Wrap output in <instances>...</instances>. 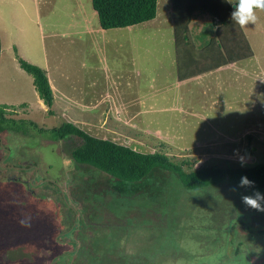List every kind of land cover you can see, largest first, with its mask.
<instances>
[{
	"label": "rangeland",
	"instance_id": "rangeland-1",
	"mask_svg": "<svg viewBox=\"0 0 264 264\" xmlns=\"http://www.w3.org/2000/svg\"><path fill=\"white\" fill-rule=\"evenodd\" d=\"M52 2L59 7V16L57 14L52 16L48 20L50 23L59 21V23L66 25L68 22L64 21L65 18H71V15L78 10L67 6L68 0H52ZM207 2L204 4L205 12L198 10L195 14H205L203 16L206 17L203 22L205 28H203L200 35L208 34L203 40L195 38L194 35L193 38L196 42L190 40L186 45L183 44V40L180 41V62L185 59L186 50L191 49L189 44H195L197 48L203 46L197 55L192 50V54L189 55L191 61L189 67L201 61L198 59L199 56H207L209 60L214 62L217 60L221 62L226 60L227 62L229 59L227 60L226 54L229 55L236 51V42H239L241 37L239 33H243L248 38L249 45L252 46V58L254 57L255 60L243 62L246 67L242 70L252 72V74H248L259 78L260 83H264V11L256 10V23H249L245 28H240L230 19L231 12L235 9L234 4H229L226 0H208ZM81 4L88 10L93 11L91 0H82ZM68 5L73 6V1H70ZM0 6H2L1 10L9 15L8 18H13L16 14L14 19L24 29L23 39L21 41L17 40L20 50L28 58L23 59L46 72L45 66L38 63V60L43 59L41 43L44 37L46 45L52 47L51 43L49 44L47 41L53 42L51 38H48L49 29L51 32L53 30L43 21V11L36 12L33 0H13L10 4L6 0H0ZM174 8V14L176 13V16L180 19L184 18L185 8L182 7L183 14L180 11L181 4L180 10L177 5ZM80 10L87 15L86 9H81L80 6ZM93 15L91 16L93 17L92 23L90 16L89 19L86 17V19L80 20L76 25L78 30L82 29L84 25V29L88 27V30H90V27L92 29L94 25L99 26L97 15L95 13ZM161 18H165L164 15ZM214 18H217L215 23H213ZM222 20L223 22H220ZM218 26L221 27L220 37L218 32L216 33ZM193 28L192 33L198 34L197 32L201 29V26L198 29L197 24H193ZM0 29H2L3 34L8 35L9 32L14 34L16 26L4 22L0 23ZM137 30L140 33L153 31L147 25L142 28L139 27ZM209 32H211L210 36ZM213 32L216 34L214 35ZM152 34L155 33L151 32L148 36ZM15 56L14 51L10 53L5 51L4 48L0 51V107L8 109L7 117L23 121L24 123H17L23 124L22 128L28 127L29 129L26 133L14 132L8 129L9 131L0 132V136L12 151L11 160L14 157L15 162L22 163L25 161L26 164L29 162L35 164L38 170L36 178H42L45 181L43 187L48 190L46 191L47 197L53 200V190L57 189L54 183H60L63 188L67 184L70 185L71 190L60 189L64 192V197L58 199V205H56L57 200H53L56 210L52 209V212L63 214L69 224H71L73 217L80 218L75 227L78 234L76 236L78 245L72 253L66 254L65 258L57 257L58 259L56 258L54 264H71L72 259H69L70 256H74L73 264H252L250 247L260 249V255L264 258V212L246 209L239 196L228 191L229 187L235 185L239 179L227 177L217 184L189 189L182 185L175 173L160 170L163 175L159 179L149 176L140 183L134 184L138 188L133 185L121 186V188L110 186L111 183H108L109 178L106 173L88 164L74 161L69 152L71 141L54 140L49 129L59 126L64 120H80L82 124L78 121L76 124L96 137L107 138L141 152H151L153 148L144 143V140L138 137L137 134L133 137L136 131L133 133V130L129 128V124L118 122L117 120H120L118 117H116L117 120H114L112 116L105 113L104 115L95 116L88 114V112H85L86 115L81 113V115L73 114L70 117H63L58 111L59 109L53 108V106L52 109L56 113L54 115L53 111V115L49 114L45 105H39L37 100L39 96L33 87L32 76L20 68L17 56L16 60ZM117 57L118 53L116 59ZM209 60L202 59L203 62ZM214 62L210 64L214 66ZM238 66L242 67L241 64H238ZM68 73L72 74L71 71L54 70L59 82L76 84L74 88L83 95L77 85L80 84V87L84 90L86 80L83 78L82 80L79 78V80L76 78L71 80L70 76L67 77ZM158 73L164 74V71H158L157 69ZM232 75L233 73L229 71H223L217 78L211 76L207 79V81H210L209 84L212 85L216 82L222 83V89H218V91L224 96L222 102L225 103L221 106L218 105V111H220L215 115H213L214 111L212 110H204L208 116L205 123L208 124L198 121L192 115L187 116L186 118H191V120H186L185 123L187 124L180 126L181 128L185 127L181 137L187 139L185 141L187 144H193L196 140L195 137L206 136L204 138H208L207 136L211 135L208 132H212L211 128L215 127V129H230L231 133L224 134L230 137L234 136L229 140L231 142L240 141V144H227V142H230L229 137L222 135V138L217 142L221 145L222 150L219 147L217 153H207L202 150L199 153L187 154L195 161L194 167L208 165L221 168L241 167L233 155L234 149H239L240 155L247 154L250 157L244 167L264 164V138L255 136V132H252L251 135L254 139L250 141L246 139V134L240 136L244 129L249 128L250 124H252V128H264V85L261 84L257 87V85L252 84L251 78L245 77L243 73L238 74L236 80ZM182 92L185 96L186 92ZM197 101V99H194L195 105H200ZM188 102V98L181 100L180 108L183 107L182 104L187 106ZM22 103L26 106L16 108ZM195 108L200 110V106ZM227 113L228 115H226ZM158 115L184 114L172 111L158 113ZM219 117L223 122L227 123L228 121L231 123L224 124L219 120ZM174 122L175 120L171 123ZM196 122H198V125ZM31 123L32 125H30ZM120 123L128 125V127H123ZM210 123L214 124L211 125ZM190 124L197 127L195 129L191 127V130H187L190 126H186ZM168 126V130H173L176 134V129L179 126ZM40 127L42 130H39ZM204 127L208 130L205 131ZM169 133L171 134V132ZM152 136L160 138L157 135L152 134ZM215 136H217L216 133ZM217 138L220 137L217 136ZM185 139L181 141L183 142ZM161 140L165 141L164 139ZM74 141L76 142L77 139H74ZM167 143L174 150L185 149L176 146L172 142ZM251 146L254 148L253 151L249 149ZM214 148L216 147L214 146ZM174 152H176V156L173 157L175 160L184 155L177 151ZM174 152L168 153L171 155ZM31 172V170L30 172L28 170L24 175L29 177ZM141 183L145 186H140ZM2 185L1 183L2 194L0 193V195L4 196ZM29 187L31 188L30 184ZM139 187L143 188L140 189ZM241 191L244 190L241 189ZM252 191L253 189H248L245 194H251ZM260 192L264 193V190ZM40 194L43 195V192ZM74 199L76 203L81 199L80 206H74ZM75 209L77 212L74 216L73 210ZM80 211L86 213L87 220L81 218ZM28 217L32 221L30 228L22 227L20 224L11 221L7 225L2 223L10 227L11 231L7 232L9 238H5V235L2 237L0 233V240H7L5 244H0V264H35L36 256L39 252L42 253V248L48 253L49 249L52 248V246H46L42 242L47 233L40 228L38 229L41 220H36L37 218L30 215ZM249 221H251V226L252 222L257 223L254 228L259 226L257 229H262H251L249 234L248 231H240V229L247 227L250 229ZM85 229H87V233L84 234ZM243 233L248 236V242L247 240H239ZM65 237L70 239L72 235L68 233ZM257 240H260V245L256 243ZM246 243L254 244L255 247L245 245ZM69 245L72 248L74 242ZM63 250L66 249L58 247L57 251L52 254L56 256L58 251L62 252ZM46 254H40L43 260L40 259L39 264H52L48 261L49 259L46 257L48 255ZM249 258L250 260H248ZM259 264H262V262Z\"/></svg>",
	"mask_w": 264,
	"mask_h": 264
},
{
	"label": "crops",
	"instance_id": "crops-1",
	"mask_svg": "<svg viewBox=\"0 0 264 264\" xmlns=\"http://www.w3.org/2000/svg\"><path fill=\"white\" fill-rule=\"evenodd\" d=\"M12 1L6 0L9 4ZM70 1H73V6L68 5ZM207 1L157 0L156 16L151 20L132 26L109 29H103L100 25L93 26L92 24V29L90 27V30H88V27L84 29V25L82 29L78 30L76 25L80 20L86 19V17L89 19V16L91 17L94 16V13L96 14L94 10L90 11L81 4L82 0H68L67 6L78 10L71 15V18H65L64 21L68 22L66 25L59 23V21L57 23L48 22L52 16H56V14L59 16V7H57L56 3L54 5L52 0H33L36 12L43 11V21L53 30L51 32L49 29L48 35V38H51L53 42L47 41L49 44L51 43L52 47L46 45L44 37L41 43L43 59L38 60V63L45 66L53 93V108H58L63 117H70L73 114L81 115V113L82 115H86L85 112L95 116L104 115L105 113L108 116H112L114 120H117L116 117H118L120 119L117 120L118 122L129 124V126L148 132L151 135L160 136L161 139L170 143L172 142L182 148L217 143L222 138V135H225L224 133H231V130L215 129V127H212V132H208L211 133V135L207 136L208 138H204L206 136L195 137L196 140L193 144H187L185 142L187 139L181 137L185 127L181 128L180 126H185L187 124L185 121L191 120V118L187 119V116L192 115L198 121L205 123L208 116L204 110H212L214 111L213 115H215L220 111H218V105L220 104L221 106L225 103L222 102L224 96L218 91V89H222V83L216 82L212 85L209 84L210 81H207V79L211 76L217 78L223 71H229L233 73L232 77L234 80H236L238 74L243 73L245 77H250L252 84L257 85V87L261 84L264 85V83H260L259 81L261 80L259 78L248 74H252V72L242 70L246 67L243 62L255 60L254 57L252 58V46L249 45L247 42L248 38L243 33H239L241 37L239 42H236V51L229 55L226 54L227 60L229 59L227 62L226 60L214 62L213 60H209L207 56H199L198 59L201 61L189 67L191 63L189 55L192 54V50L197 55L203 47L198 46L199 48H197L195 44H189L191 45V49L186 50L185 59L183 62H180V41L183 40V44L186 45L190 40L196 42L195 38L203 40L208 34L200 35L203 28H205L203 24L206 20V17H203L205 14H195L200 8H205L204 4L208 3ZM162 4L163 7L161 8ZM180 4L181 10L179 9ZM175 5H177L181 13L182 7L185 8L184 18L180 19V17L176 16V13L174 14ZM80 6L81 9H86L87 15L85 12H81ZM1 7L0 23L9 22V24H14L16 31L14 34L9 32L6 35L0 29V51L4 48L5 51L10 53L14 51L16 56H23L22 58L28 59L25 56L26 54L20 50L17 42V40L21 41L23 39V27L18 25L17 20L14 19L16 14L13 18H8L7 16L9 15L2 11ZM160 11L161 13H159ZM36 15L38 14L36 13ZM163 15L165 18H161ZM90 21L91 23L93 22V17L90 18ZM216 21L217 18H214L213 23ZM193 24H197L198 29L201 26V29L197 32L198 34L192 33L194 29ZM145 25L152 28L153 31L151 32L155 34L148 36L151 32L140 33L137 30L139 27L142 28ZM220 29L221 27L218 26L216 31L219 37ZM194 35L195 38H193ZM210 35L211 32H209ZM117 53L118 60L116 59ZM204 58L209 61L203 62L202 59L204 60ZM211 62H214V66L210 64ZM181 63L183 64L180 65ZM61 64H63L62 67H60ZM238 64H241L242 67H239ZM55 69L58 71H71L72 74L68 73L69 75L67 76H70L71 80L72 78L85 79L84 90L80 87V84L77 85L80 88L79 91L83 92V95L74 88L76 84L59 82L54 74ZM157 69L158 71H164V74H157ZM182 91L186 92L185 96ZM184 98H188L189 102L187 106L182 104L183 107L180 108L179 104ZM194 99H197V103L200 105H195ZM37 100L39 105L44 106L39 97ZM196 106H200V110L196 109ZM53 111L55 115L56 112L55 110ZM172 111L184 115H158V113ZM173 120L175 122L171 123ZM219 120L223 122L220 117ZM77 121L82 124V121ZM77 121L72 120L71 122L76 124ZM223 123L227 124L231 122L227 121V123ZM196 124L198 125V122ZM210 124L213 125L214 123ZM168 125L179 126L176 129V134L175 131L168 130ZM251 125H249V128L244 129L240 136L255 132V136L264 138V128H252ZM189 126L190 128H187V130H191V127L192 129L197 127L193 124L186 127ZM204 129L205 131L208 130L205 127ZM215 133L220 138H217ZM225 136L229 137L228 140L234 137ZM182 139L185 140L182 142Z\"/></svg>",
	"mask_w": 264,
	"mask_h": 264
},
{
	"label": "trees",
	"instance_id": "trees-1",
	"mask_svg": "<svg viewBox=\"0 0 264 264\" xmlns=\"http://www.w3.org/2000/svg\"><path fill=\"white\" fill-rule=\"evenodd\" d=\"M91 6L97 14L100 27L109 29L132 26L155 18L157 0H91ZM200 10L205 12V8H200ZM220 22H223V20ZM17 60L20 68L32 76L34 88L44 103L46 111L53 115V93L46 72L18 55ZM25 106L26 104L22 103L16 108ZM7 112L8 109L0 107V131L10 129L15 132L26 133L29 128H22L23 124L17 123L24 122L7 117ZM120 124L123 127H128V125L123 123ZM129 128L133 130V133L136 131L133 137L137 134L153 150L151 152H141L128 145L107 138L96 137L71 121L64 120L59 126L49 129V132L54 140H70V157L78 163L88 164L106 173L109 178L108 183H111L110 186L114 188H121V186L126 185H133L138 188V186L134 185L135 183H140V181L145 180L149 176L159 179L163 175L161 171H168L175 173L182 185L189 189L208 184H217L227 177L240 179L241 176H246L249 180L255 182L256 190H264V164H257L251 167L221 168L212 165L194 167L195 161L188 157V153H199L202 150L207 153H215L219 151L221 145L215 143L174 150L166 141H162L160 138L132 126H129ZM39 130H42V128L40 127ZM245 137L249 141L254 139L250 133L246 134ZM74 139H77V141L75 142ZM227 144L236 145L240 144V141H230ZM249 149L253 151L254 148L251 146ZM220 150H222V147H220ZM174 151L184 155L180 159L175 160L173 157L176 156V152ZM168 152L174 153L169 155ZM69 186L67 185L66 187ZM140 186L145 185L141 183ZM57 193L60 196L61 193L58 190ZM63 193L58 199H63ZM80 200L77 203L75 199L73 200L75 207L80 206ZM76 212V209L73 210L74 216ZM80 213L82 214L81 218L87 220L86 213L81 211ZM79 219L77 216L73 217L72 225L74 227L68 232L69 235L73 233ZM85 233H87V229L84 230Z\"/></svg>",
	"mask_w": 264,
	"mask_h": 264
},
{
	"label": "flooded vegetation",
	"instance_id": "flooded-vegetation-1",
	"mask_svg": "<svg viewBox=\"0 0 264 264\" xmlns=\"http://www.w3.org/2000/svg\"><path fill=\"white\" fill-rule=\"evenodd\" d=\"M9 130L4 129L0 132ZM11 153L12 151L10 147L4 143L3 138L0 136V185L2 183V186L4 187V196L0 195V233L2 234L1 236L3 237L5 235V238H9L7 232L11 231V229L6 225L10 221L19 225V221L23 218L28 217L29 215L33 218H37L36 220H41V223H39L40 225L38 224V229L40 228L43 230V232L47 233L46 237L42 240V242L46 246H52V248L49 249V253L46 252L44 248H42V253H47L46 255L48 256L46 257L47 259H49L48 261L54 264V261L58 259L57 257H61V259L65 258L66 254L72 253L76 248V245H78V242L76 241V236H78L77 232L75 231L76 229H74L73 233H71L72 237H70V239L65 237V235L74 227L72 225V222L71 224H69L63 214H54L52 212V209H55L54 201L57 200L56 205H58L59 194L57 193V190L61 193L60 195H62L63 192L60 189H65L66 191H68V189L71 190V188L70 186L63 188L61 187L60 183L57 184L53 182L57 187L56 190H53V201L50 197H47L46 195V191L48 190L43 187V182L45 181H43L42 178H36L38 176V170L35 167V164L33 162H29L26 164L25 161H23L22 163L15 162L14 157L12 160L10 159ZM28 170L29 172L30 170L32 172L29 177H26L24 174L27 173ZM29 184L31 185V188L29 187ZM1 190L2 189L0 187V193ZM41 192H43V195L40 194ZM2 223L6 225H3ZM250 223L251 221L248 222L249 225ZM256 224L257 223L254 224V222H252V226L250 225V229L247 227L245 229H240V231H248L249 234L251 229L261 230L262 228L257 229L259 226L257 228H254ZM245 234L246 233H243V235L239 237V240H247L248 242V236ZM253 238L255 239V237ZM6 241L7 240H0V244H5ZM73 242L74 245L71 248V245L69 244ZM256 243H258V245L261 244L260 240H257ZM247 244L248 243H246L245 245ZM248 245L253 246L254 244ZM58 247H63L66 250H63L62 252L58 251V253H60H57V255L54 256V254L52 253H54V251H57ZM5 249L7 250V247ZM250 251V255H252V264H259L261 262L263 264L264 258L260 255L261 250L256 249V247H250ZM42 253L39 252V254L36 256L35 264H39L40 259L43 260V257L41 258L40 255ZM73 258L74 256L69 257V259H72L71 264H73ZM248 260H250V258Z\"/></svg>",
	"mask_w": 264,
	"mask_h": 264
},
{
	"label": "clouds",
	"instance_id": "clouds-1",
	"mask_svg": "<svg viewBox=\"0 0 264 264\" xmlns=\"http://www.w3.org/2000/svg\"><path fill=\"white\" fill-rule=\"evenodd\" d=\"M229 4H234L235 9L231 12L230 19L240 28H245L249 23L255 24L257 21L256 10L264 11V0H226ZM239 149L233 150V155L241 167H244L248 157L247 154L240 155ZM243 189L244 191H241ZM248 189H253L251 194H245ZM229 192L239 196L241 203L246 209H253L257 212H264V193L255 189V182L246 176H241L239 181L230 186ZM22 227H31V218L26 217L19 221Z\"/></svg>",
	"mask_w": 264,
	"mask_h": 264
}]
</instances>
